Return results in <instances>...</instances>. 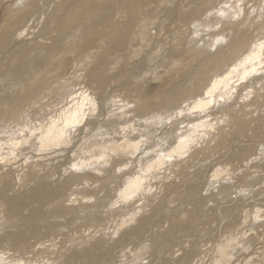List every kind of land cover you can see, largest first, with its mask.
I'll list each match as a JSON object with an SVG mask.
<instances>
[{
    "label": "rangeland",
    "instance_id": "obj_1",
    "mask_svg": "<svg viewBox=\"0 0 264 264\" xmlns=\"http://www.w3.org/2000/svg\"><path fill=\"white\" fill-rule=\"evenodd\" d=\"M30 1L0 0V138L10 136V141L0 139V146H3L0 151L6 150L0 157V260L4 264H264V233L259 234L264 231V217H261L264 210H257L261 215L254 213L257 209L254 207L264 206V3H259L262 9L259 10L256 9L257 0L241 1L239 6L236 1L232 0L234 4L231 6L230 0H222L224 7L222 5L219 11H229L224 14L230 16L225 19L230 21L224 20L213 29L212 16L218 11L212 5L218 0ZM28 4L30 9L26 7ZM226 7L232 8L228 10ZM231 10L237 12H232L233 15ZM224 14L219 12L215 17L220 22ZM258 20L262 25L260 29L258 23L254 24ZM256 30L261 38L255 35ZM259 40L262 48L257 44ZM206 42L216 45L210 48ZM255 42L258 46L253 44ZM240 49L245 54H241ZM258 51L261 54L256 53ZM240 58L243 60H237ZM253 58L262 60L257 59L256 68ZM244 59H248L247 63ZM230 61L235 68H229L232 66ZM247 66L255 71L252 72L254 77L244 79L242 70L247 75L251 73ZM225 72H230L228 83L220 81L227 74ZM237 81L243 85H238ZM216 82L219 87L214 96L209 86ZM205 89H208L207 93ZM205 98L208 99L205 101ZM60 99L61 104L56 106ZM213 100H218L216 105ZM194 101L197 105L202 103L199 107H208L194 111ZM207 101L211 102L206 105ZM50 105L58 107L59 112L52 123L69 118L70 132L62 142L57 140L56 146V142L50 144L53 148L45 146L48 152L39 148L33 151L31 141L34 139L30 132L35 126H29L28 118L32 113L42 114L44 110H47L45 114L48 113ZM119 107L123 113L116 112ZM9 109L16 112L13 115L16 125L5 121ZM155 114L159 119L154 117ZM200 124L204 128H200ZM124 129L130 131L129 134ZM119 130L124 138L119 136ZM39 131L34 133L37 139L41 137ZM26 134L31 135L28 140L24 137ZM112 134L119 144H123L125 138L131 140L130 147H118L122 150L114 160L107 156L114 151L95 149L100 138L113 141ZM192 139L194 142L189 141ZM185 141L187 144H183ZM11 144H15L20 152L16 153L13 145L10 148ZM75 147L84 151L75 153L78 151ZM169 147L175 149L174 153ZM182 149H186L185 152ZM176 153H179L178 157ZM180 156L184 160L180 161ZM163 157L168 160L164 161ZM142 159L144 163L146 160L145 164ZM141 173L139 185L130 192V195L136 193L135 198L120 203L119 190L127 188L126 181ZM74 192L79 193L78 196L82 193L89 201L71 206L68 198ZM240 195L245 200H239ZM258 203H262L261 206H257ZM245 213H249L250 218ZM139 214L135 226L134 219L129 224H122ZM238 227L243 229L244 235ZM243 227H247V232ZM123 228L128 230L127 233H123ZM248 229L255 232L250 234ZM38 243L40 247L36 248ZM44 243L46 246H41ZM80 243L82 245L78 246ZM228 244L235 245L232 254L227 252L230 256L223 254ZM218 250L223 252L218 254ZM138 255H141L139 259Z\"/></svg>",
    "mask_w": 264,
    "mask_h": 264
},
{
    "label": "bare ground",
    "instance_id": "obj_2",
    "mask_svg": "<svg viewBox=\"0 0 264 264\" xmlns=\"http://www.w3.org/2000/svg\"><path fill=\"white\" fill-rule=\"evenodd\" d=\"M27 1H28V0H27ZM31 1H32V0H31ZM31 1H30V2H31ZM227 1L229 2V0H227ZM227 1H226V2H227ZM230 1H231V2H229L230 5H231V4H234V3H232V0H230ZM235 1H236L237 4H238V2L241 3V1L244 2L245 0H233V2H235ZM257 1H258V5H256V9L262 10V9L259 8V3H261V2L264 3V0H257ZM102 2H103V0H102ZM224 2H225V1H224ZM236 2H235V3H236ZM31 3H33V2H31ZM221 3H222V0H218V2H217V1H214L213 5H212V8H214V9H216V11H218V12L214 13L213 16H212V18H214V19H212L211 28H213V29H214V28L216 29V25H217V24H218V26H219V23L223 24L224 20H225V19L227 20V16H228L229 19H230V16H229V15L224 14V13H229V11H227L226 9H223L222 11H219L220 9H222V5H223V4L221 5ZM256 3H257V2H256ZM246 4H247V3H246ZM26 5H27V4H26ZM29 5H30V4H28V6H26V7H28L27 9H30L31 6L29 7ZM226 5H228V4L226 3ZM230 5H229V6H230ZM34 6H35V5H34ZM127 6H128V5H127ZM204 6H205V5H204ZM209 6H210V5H209ZM231 6H232V5H231ZM238 6H239V4H238ZM23 7H24V6H23ZM223 7H224V5H223ZM207 8H209V7H207ZM210 8H211V7H210ZM226 8H228V10H230L232 7H231V8L226 7ZM238 9H239V7H238ZM211 10H212V9H211ZM232 10L234 11V9H232ZM232 10L230 11L231 13L233 12ZM29 11H30V10H29ZM240 11H242V10L240 9ZM219 12H222V13L224 14L222 17L220 16V17H221L220 22H219V20L215 17V14H219ZM235 12H237V11H235ZM235 12H233V13H235ZM231 13H230V15H231ZM233 13H232V14H233ZM238 14H239V13H238ZM262 14H264V12H263ZM262 14H261V12L259 13V18H261L260 15H262ZM233 15H234V14H233ZM233 15H231V16H233ZM201 16H202V14H201ZM204 16H206V14H205ZM216 16H217V15H216ZM236 16H237V15H235V17H236ZM238 16H240V14H239ZM263 16H264V15H263ZM263 16H262V17H263ZM218 17H219V16H218ZM240 17H241V16H240ZM240 17H239V18H240ZM203 18H204V17H203ZM25 19H26V18H25ZM201 19H202V18H201ZM231 19H232V18H231ZM233 19H235V18H233ZM262 19H263V18H262ZM226 20H225V22L229 23L230 20H228V21H226ZM203 21H204V19H203ZM263 21H264V20H263ZM261 22H262V21H261ZM202 23H203V22H202ZM206 23H207V22H206ZM230 23H231V22H230ZM257 23H258V29H260L259 27H262V25H260V24H261V23H260V20H258V22H255L254 24H257ZM259 23H260V24H259ZM207 24H208V23H207ZM254 24H252V25H254ZM262 24H263V23H262ZM121 25H122V24H121ZM229 25H231V24H229ZM263 25H264V24H263ZM201 26H202V25H201ZM206 26H207V25H206ZM256 26H257V25H256ZM254 27H255V26H254ZM209 28H210V27H209ZM217 28H219V27H217ZM206 29H207V28H206ZM254 29H255V28H254ZM254 29H253V30H254ZM256 29H257V28H256ZM253 30L250 31V34H251V32H253ZM262 30H264V29H262ZM262 30L260 31L261 34H262ZM215 31H216V30H215ZM219 31H220V30H219ZM219 31H218V32H219ZM254 31H255V30H254ZM258 31H259V30H258ZM258 31L256 30V34H255V33H254V34L260 36V33H259ZM210 32H211V31H210ZM213 32H214V31H213ZM257 32H258L259 34H258ZM203 34H205V33H203ZM212 34H214V33H212ZM237 34H238V33H237ZM188 35H189V34H188ZM252 35H253V34H252ZM255 35H253V36H254V37H259V36H255ZM263 35H264V34H263ZM263 35H262V37H263ZM209 36H211V34H210ZM246 36H247V35H246ZM250 37H251V36H250ZM191 38H192V37H191ZM195 38H196V37H195ZM210 38H212V37H210ZM242 38H243V37H242ZM260 38H261V36H260ZM192 39H193V38H192ZM207 39H208V38H207ZM215 39H216V36H215ZM221 39H222V38H220V40H221ZM255 39H256V38H255ZM255 39H254V40H255ZM262 39H263V38H262ZM205 40H206V38H205ZM208 40L211 41V39H208ZM216 40L218 41V38H217ZM220 40H219V41H220ZM223 40H225V39H223ZM254 40H252V41H254ZM206 41H207V40H206ZM217 41H215V42L218 43ZM256 41H257V40H256ZM207 42H208V41H207ZM207 42H206V43H207ZM212 42H213V38H212ZM216 43H215L214 45H216ZM223 43H225V42H223ZM227 43H228V42H227ZM230 43H232V42H230ZM237 43H238V42H237ZM247 43H248V42H247ZM260 43H261V42H260V40H259V42H258L257 44L259 45ZM262 43H264V41H263ZM207 44H209V43H207ZM220 44H221V43H220ZM253 44H255V46L257 45L256 42L253 43ZM194 45L196 46V44H194ZM202 45H203V44H202ZM209 45H210V44H209ZM212 45H213V44H212ZM212 45H210V46H208V47L211 48ZM214 45H213V46H214ZM258 45H257V46H258ZM203 46H206V45H203ZM203 46H201V47L203 48ZM246 46H247V45H246ZM251 46H252V45H251ZM255 46H254V47H255ZM259 46L261 47L262 45H259ZM206 47H207V46H206ZM208 47H207V48H208ZM217 47H219V46H217ZM230 47H231V46H230ZM248 47H249V46H248ZM248 47H245V50H247L246 48H248ZM188 48H189V47H188ZM212 48H213V47H212ZM258 48H259V47H258ZM261 48H262V47H261ZM261 48H260V49H261ZM205 49H206V48H205ZM243 49H244V48H243ZM243 49H242V50H243ZM249 49H250V48H249ZM260 49H259V51H260ZM196 50H197V49H196ZM201 50H202V49H201ZM257 50H258V49H257ZM262 50H264V48H263ZM188 51H189V50H188ZM191 51H192V50H191ZM205 51H206V50H205ZM205 51H204V52H205ZM208 51H209V50H208ZM251 51H252V50H251ZM255 51H256V50H255ZM259 51L256 52V53H259ZM193 52H194V51H193ZM195 52H196V51H195ZM198 52H199V51H198ZM240 52H242L241 49H240ZM243 52H244V51H243ZM243 52H242L241 54H245V53H243ZM245 52H246V53H249V52H247V51H245ZM262 52H263V51H262ZM199 53H200V52H199ZM205 53H206V52H205ZM236 53H237V52H236ZM236 53H235V54H236ZM253 53H254V52H253ZM224 54H225V53H224ZM238 54L240 55V53H238ZM254 54H255V53H254ZM254 54H253V55H254ZM259 54H261V53H259ZM184 55H185V54H184ZM187 55H188V54H187ZM225 55H226V54H225ZM239 55H237V56L239 57ZM255 55H256V54H255ZM257 55H258V54H257ZM257 55H256V57H257ZM232 56H233V55H232ZM237 56H236V57H237ZM242 56H243V55H241V57H242ZM246 56H247V55H246ZM258 56H259V55H258ZM218 57H219V56H218ZM233 57H234V56H233ZM254 57H255V56H254ZM263 57H264V54H263ZM230 58H231V57H230ZM242 58H243V57H242ZM244 58H245V57H244ZM247 58H248V57H247ZM258 58H259V57H258ZM258 58H256V59L253 58V59L256 61V63H255L254 60H252V61H254L253 64H255V66L252 64V67L254 66V67L256 68V66L259 64V63H258L259 61L257 62V59H258ZM234 59H235V58H234ZM249 59H250V58H249ZM203 60H204V59H203ZM226 60H227V59H226ZM237 60H241V58H240V59H237ZM242 60H243V59H242ZM242 60H241V61H242ZM244 60H246V59H244ZM247 60H248V59H247ZM247 60L244 61V63H247ZM250 60H251V59H250ZM258 60H260V61L262 62L261 59H258ZM227 61H228V60H227ZM227 61H226V62H227ZM241 61H238V62H240V64H241ZM194 62H195V61H194ZM221 62H222V61H221ZM226 62H225V63H226ZM230 62H232V61H230ZM230 62H229V63H230ZM51 63H52V62H51ZM251 63H252V62H251ZM221 64H222V63H221ZM230 64H232V66H231V65H230V66L228 65L229 68L234 67V66H233V65H234L233 62L230 63ZM236 64H238V63H236ZM240 64H239V66H238L239 68L241 67ZM225 65H226V64H225ZM248 65H249V64H248ZM219 66H220V65H219ZM221 66H222V65H221ZM259 66H260V65H259ZM259 66H258V67H259ZM261 66H262V64H261ZM222 67L224 68L225 66H222ZM226 67H227V66H226ZM226 67H225V69H227ZM235 67H236V66H235ZM235 67H234V68H235ZM250 67H251V65H250ZM258 67H257V71H258V69H259ZM56 68H57V66H56ZM190 68H191V67H190ZM242 68H243V67H242ZM242 68H241V69H242ZM244 68H245V67H244ZM244 68H243V69H244ZM247 68H248V66H247ZM53 69H55V68H53ZM220 69H221V68H218V70H220ZM245 69H246V68H245ZM213 70H214V69H213ZM216 70H217V69H216ZM248 70H250V69L248 68ZM248 70H247V71H248ZM232 71H233V69H232ZM232 71H231V73H230V72H228V73L232 74ZM235 71H236V70H235ZM237 71H238V70H237ZM240 71H241V70H239V72H240ZM247 71H246V72H247ZM250 71H251V73H250ZM250 71L248 72V73H250V74L247 75V74L243 73V70H242V71H241V72H242V75H243L242 78L245 76L244 79H247V78H249L251 75H253L252 72H255L253 69L250 70ZM197 72H199V71H197ZM216 72H217V71H216ZM220 72H221V70H220ZM225 73H227V72H225ZM228 73H227L226 75H224V76L221 75V76H222V77H221L222 79L220 80L221 82H222V81H223V82L227 81V83L229 82V80H227V75H229ZM237 73H238V72H237ZM237 73H236V74H237ZM221 74H222V73H221ZM236 74H235V75H236ZM255 74H256V73H255ZM209 75H211V74H209ZM214 75H215V73H214ZM232 75H233V74H232ZM43 76H44V75H43ZM195 76H196V75H195ZM216 76H217V75H216ZM219 76H220V75H219ZM233 76H234V75H233ZM199 77H200V76H199ZM217 77H218V76H217ZM223 77H225V78H223ZM229 77H230V75H229ZM240 77H241V76H240ZM252 77H254V75H253ZM211 78L213 79L212 76H211ZM218 78H219V77H218ZM233 78H235V77H231V79H233ZM238 78H239V76H238ZM242 78H240V80H241ZM214 79L216 80L215 77H214ZM251 80H252V79H251ZM251 80H250V81H251ZM200 81H201V80H200ZM208 81H209V80H208ZM212 81H213V80H212ZM216 81H218V80H216ZM220 81H219V82H220ZM231 81H232V80H231ZM231 81H230V82H231ZM245 81H247V80H245ZM245 81H244V83H245ZM242 82H243V80H242ZM242 82L239 81V83H238V81H237L238 85L241 84ZM39 83H40V82H39ZM212 83H213V82H212ZM198 84H199V83H198ZM206 84H207V85H211L210 83H206ZM214 84H215V83H214ZM219 84H221V83H219ZM224 84H226V83H224ZM217 85H218V83L216 82V84L213 85L212 87L209 86V87L211 88V91L209 90L210 93L213 94V93L216 91V89L219 87V86H217ZM222 85H223V84H222ZM242 85H243V84H241V86H242ZM34 86H35V85H34ZM196 86H197V85H196ZM233 86H234V85L231 86V87H232V90H233ZM236 86H237V85H236ZM28 87H29V86H28ZM55 87H56V86H55ZM205 87H207V86H205ZM229 87H230V86H229ZM229 87H228V90L231 91V89H229ZM210 88H208V89H210ZM221 88H222V87H221ZM237 88H238V86H237ZM208 89H207V90H208ZM219 89H220V88H219ZM32 90H33V89H32ZM53 90H55V89H53ZM185 90H186V89H185ZM207 90L205 89L206 93H207ZM223 90H224V89H223ZM205 91H203V92H205ZM220 91H221V90H220ZM224 91H226V90H224ZM224 91H222V92L224 93ZM233 91H234V90H233ZM22 92H23V91H22ZM27 92H28V91H27ZM27 92H26V93H27ZM199 92H200V91H199ZM217 92H218V91H217ZM217 92H215V93H217ZM23 93H24V92H23ZM190 93H191V92H190ZM201 93H202V91H201ZM206 93L204 94L205 96H206ZM210 93H208V94H210ZM215 93H214V96H215ZM219 93H220V92H219ZM219 93H218V94H219ZM24 94H25V93H24ZM33 94H34V93H33ZM58 94H59V93H58ZM227 94H228V92H226V95H227ZM21 95H22V94H21ZM21 95H20L19 98L22 97ZM201 95L204 96L203 94H201ZM222 95H225V94H222ZM49 96H50V95H49ZM198 96H200V95H198ZM205 96H204V97H205ZM181 97H182V96H181ZM206 97H207V96H206ZM208 97H209V96H208ZM210 97H213V96H210ZM216 97H217V95H216ZM216 97L213 98V99H216ZM218 97H219V96H218ZM225 97H226V96H225ZM196 98H197V97H196ZM223 98H224V97H223ZM133 99H135V98H133ZM200 99H201V98H200ZM200 99H198L199 102H200L201 100L204 101V99H201V100H200ZM207 99H208V98H207ZM207 99L205 98V101H206ZM211 99H212V98H211ZM219 99H220V98H219ZM29 100L32 101L31 99H28V101H29ZM57 100H58V99H57ZM60 100H61V99H60ZM193 100H194V99H193ZM193 100H191L192 103H193ZM198 100H196V101L198 102ZM17 101H18V98H17ZM26 101H27V100H26ZM48 101H49V100H48ZM58 101H59V100H58ZM196 101H194V102H196ZM203 101H201V102H203ZM215 101L218 102V100H213L214 104H215V103L217 104V102H215ZM13 102H14V101H13ZM61 102H62V100H61L60 102H58V104H55V105L57 106V105H59V103L61 104ZM181 102H182V101H181ZM197 102H196L195 106H192L193 104L190 105V106H192L193 108L195 107V108H194V111H195L196 109H198V110L201 111V110H204L206 107H208V106H204L205 104H203V106H204L205 108L202 107V106L199 107L202 103H201V104H198V105H199V106H198V105H197ZM210 102H211V101H210ZM210 102L207 101L206 105H207L208 103H210ZM14 103H15V102H14ZM14 103H13V105H14ZM19 103H22V102L19 101ZM27 103H29V102H27ZM86 103H88V102H86ZM16 104H17V102L15 103V105H16ZM189 104H190V103H189ZM216 104H215V105H216ZM15 105H14V106H15ZM22 105H23V104H22ZM22 105H21V106H22ZM123 105H124V104H123ZM149 105H150V104H149ZM166 105H167V104H166ZM176 105H177V104H176ZM196 105H197L198 107H197ZM211 105L214 106L212 103H211ZM14 106H13V108H14ZM19 106H20V105H19ZM29 106H30V105H29ZM32 106H33V105H32ZM52 106H53V105H50V106H49V107L52 108V109L49 108V109H48L49 112L46 113V114H45V112H47V110H44L45 112H42V114H38V113L33 114V113H32V116L29 115V116L31 117V118H30V117L28 118V120L30 119V120H29V121H30V122H29V126L32 125V128H34V126H35L34 130H32L31 132L29 131V132L31 133V135H33L32 137H33V139H34V141H31V140H30V141L33 143V144H31L32 147H34L33 151H35V150H37V149L39 148V150H41L42 152H48V151H45V150L47 149L46 147H49L50 144L52 145V143L54 144L55 142H56V143H55V146H56V144H58V143H57V140H58V141L63 140V138L66 137V134H69V132H70V128H68V125H69L68 123H69V121H70V120H68L69 118H68V119L65 118V119H64V122H63V119H62L61 121H58V120H57V121H55L54 123H52L54 120H56L55 118L58 117V116H56V113L58 112L56 109H57L58 107H56V106H55V107H54V106L52 107ZM82 106L85 107L84 105H82ZM125 106H126V105H125ZM125 106H124V107H125ZM143 106H144V105H143ZM164 106H165V105H164ZM77 107H78V106H77ZM120 107H121V106H120ZM120 107H119V108H116V112H118V113H123L124 111L121 110ZM131 107H132V106H130V107H128V108L130 109ZM146 107H148V106H146ZM146 107H145V108H146ZM168 107H169V106H168ZM126 108H127V107H126ZM165 108H166V107H165ZM193 108L190 107V109H192V110H193ZM210 108H211V107H209V109H210ZM66 109H67V108H66ZM79 109H80V108H79ZM79 109H78V111H79ZM129 109H128V110H129ZM133 109H135V108H133ZM169 109H170V108H169ZM188 109H189V107L187 108V110H188ZM14 110H15V109H13V111H14ZM59 110H60V109H59ZM61 110H62V109H61ZM61 110H60V111H61ZM67 110H68V109H67ZM128 110H126V111H128ZM131 110H132V109H131ZM167 110H168V109H167ZM175 110H176V109H175ZM133 111H135V110H133ZM133 111H131V112H133ZM139 111H140V110H139ZM173 111H174V110H173ZM181 111H182V109H181ZM188 111L190 112V110H188ZM188 111H186L187 114H188ZM207 111H208V110H207ZM8 112H9V113L5 116V118H6L5 121H7L6 123H8V121H12L11 123H14V121H15L14 119H15V118H14L13 115H14L16 112L13 113V112L10 111V109H9ZM32 112H33V111H32ZM112 112H113V111H112ZM129 112H130V111H129ZM179 112H180V111H179ZM196 112H197V111H196ZM205 112H206V111H205ZM205 112H204V113H205ZM19 113H20V112H19ZM40 113H41V112H40ZM58 113H59V112H58ZM60 113H61V112H60ZM75 113H76V112H75ZM77 113H78V112H77ZM113 113H114V112H113ZM161 113H162V112H161ZM54 114H55V115H54ZM63 114H64V112L62 113V115H63ZM131 114H132V113H131ZM177 114H178V113H177ZM197 114H198V113H197ZM197 114H195V116H196ZM205 114H206V113H205ZM23 115H24V114H23ZM23 115H22V113H21V116H23ZM26 115H27V114H26ZM59 115L61 116V114H59ZM77 115H78V114H77ZM77 115H76V116H77ZM134 115H135V113H134ZM198 115H200V114H198ZM198 115H197V116H198ZM27 116H28V115H27ZM69 116H70V115H69ZM76 116H75V117H76ZM126 116H128V114H127ZM148 116H150V114H149ZM155 116H156V114L154 115V117H155ZM157 116L159 117V115H157ZM157 116H156V117H157ZM162 116H164V113H163ZM165 116H167V115H165ZM184 116H185V115H184ZM17 117H18V115H17ZM81 117L83 118L84 116L82 115ZM81 117H80V118H81ZM120 117H123V116H120ZM124 117H125V116H124ZM124 117H123V118H124ZM158 117H157V118H158ZM160 117H161V115H160ZM24 118H25V117H24ZM71 118H72V117H71ZM80 118H79V119H80ZM125 118H126V117H125ZM135 118H136V117H135ZM150 118H151V117H150ZM150 118H149V119H150ZM152 118H153V116H152ZM76 119H77V117H76ZM129 119H131V117H129ZM158 119H159V118H158ZM185 119H186V118H185ZM196 119H198V118H196ZM13 120H14V121H13ZM123 120H124V123H125V119H123ZM134 120H135V119H134ZM138 120L140 121V119H138ZM160 120H161V119H160ZM167 120H168V117H167ZM78 121H79V120H78ZM78 121H77V123H78ZM146 121H147V120H146ZM154 121H155V120H154ZM161 121H162V122L165 121V120L163 121V117H162V120H161ZM161 121H160V122H161ZM23 122H24V121H23ZM71 122H74V121L72 120ZM119 122H120V121H119ZM126 122H127V121H126ZM141 122H142V121H141ZM169 122H170V121H169ZM194 122H195V121H194ZM202 122H203V121H202ZM1 123H5V122H4V121H1ZM35 123H37V125H35ZM158 123H159V122H158ZM9 124H10V123H9ZM70 124H71V123H70ZM152 124H153V123H152ZM192 124H193V123H192ZM2 125H3V124H2ZM5 125H6V124H5ZM14 125H16V123H14ZM71 125H72V124H71ZM125 125H129V124H125ZM137 125H138V124H137ZM148 125H149V124H148ZM169 125H170V123H169ZM7 126H8V125H7ZM26 126H28V125H26ZM29 126H28V127H29ZM73 126H75V125H73ZM73 126H72V127H73ZM76 126H77V125H76ZM129 126H131V125H129ZM139 126H140V125H139ZM153 126H155V125H153ZM156 126H157V125H156ZM209 126H210V125H209ZM8 127H10V125H9ZM69 127H70V126H69ZM79 127H80V126H79ZM126 127H128V126H126ZM165 127H166V126H165ZM182 127H183V126H182ZM190 127H191V126H190ZM198 127H199V126H198ZM3 128H4V127H3ZM30 128H31V127H29V129H30ZM32 128H31V129H32ZM58 128H61V129H58ZM129 128H131V127H129ZM137 128H138V127H137ZM157 128H159V127H157ZM168 128H169V127H168ZM200 128H204V125H203V127H201V124H200ZM38 129H40V131H39V136L41 135V137H39V138L37 139V136H36V134H34V133H35L36 130H38ZM75 129L79 130L78 127H76ZM126 129H127V128H126ZM126 129H124V130H126ZM132 129H133V127H132ZM205 129H206V128H205ZM207 129H208V128H207ZM124 130H123V131H124ZM130 130H131V129H130ZM139 130H140V129H139ZM139 130H138V131H139ZM160 130H161V129H160ZM196 130H198V129H196ZM26 131H27V129H26ZM113 131H114V130H113ZM132 131H133V130H132ZM136 131H137V130H136ZM146 131H147V130H146ZM155 131H156V130H154V132H155ZM37 132H38V131H37ZM37 132H36V133H37ZM125 132H127V133L129 134L130 131L128 132V131L126 130ZM133 132H134V131H133ZM140 132H141V133L143 132V128H142V130H140ZM154 132H153V133H154ZM175 132H176V131H175ZM200 132H202V131H200ZM207 132H208V131H207ZM109 133H111V132H109ZM112 133L114 134L115 132H112ZM116 133H117V132H116ZM136 133H137V132H136ZM138 133H139V132H138ZM144 133H145V132H144ZM185 133H186V132H185ZM37 134H38V133H37ZM76 134H78V133H76ZM79 134H80V132H79ZM105 134H106V133H105ZM113 134L111 135V136H112L111 139H113V141L110 140V138H109V139H108V138H105V139H107V140H104V138H102V139L100 138V140H98L99 142L96 141V142H98V143H97V145L95 146V149H96V150H101V151H102V150H105V149H110V151H114L113 154L110 153V154L107 155V156L111 157L112 160H114V159L116 158L115 155H116L117 153L121 152L122 149H119V148H118L120 145H125V146L127 147V146H129L130 143H131V140L125 138V139H124V140H125L124 143H123V144H119L118 142L114 141L113 136H114L115 134H114V135H113ZM131 134L133 135V133H131ZM134 134H135V132H134ZM139 134H140V133H139ZM146 134H147V132H146ZM146 134H145V135H146ZM200 134H203V133H200ZM26 135H27V134H26ZM31 135H27V136H24V137H27V140H28V137L31 136ZM80 135H81V134H80ZM117 135H118V134H117ZM121 135H122V137H123V133L120 134V130H119V136H121ZM136 135H138V134H136ZM141 135H143V134H141ZM182 135H184V134H182ZM182 135H181V136H182ZM203 135H204V134H203ZM208 135H209V134H208ZM108 136H109V135H107V137H108ZM111 136H109V137H111ZM115 136H116V135H115ZM115 136H114V137H115ZM143 136H144V135H143ZM147 136H148V135H147ZM177 136H178V135H177ZM184 136H186V135H184ZM9 137H10V136H9ZM9 137H7L8 139H7V138H3V139H4V140L6 139V140H9V141H10ZM11 137H12V136H11ZM22 137H23V136H22ZM35 137H36L37 141L35 140ZM100 137H101V136H100ZM104 137H106V136H104ZM116 137H117V136H116ZM125 137H126V136H125ZM133 137H135V139H136V136L133 135ZM178 137H179V136H178ZM178 137H177V138H178ZM204 137H205V136H204ZM207 137H208V136H207ZM211 137H212V136H211ZM17 138H18V140L20 139L18 136H17ZM29 138H30V137H29ZM123 138H124V137H123ZM179 138L181 139V137H179ZM182 138H183V137H182ZM186 138H187V137H185L184 139H186ZM189 138H190V137H189ZM189 138H188V139H189ZM201 138H202V137H201ZM201 138H200V139H201ZM0 139L3 140L2 137H1ZM13 139H14V138H13ZM24 139H25V138H24ZM52 139H53V141H52ZM213 139H214V138H213ZM22 140H23V139H22ZM117 140H118V139H117ZM178 140H179V139H178ZM201 140H202V139H201ZM206 140H207V139H206ZM208 140H209V139H208ZM11 141H12V140H11ZM13 141H14V140H13ZM19 141H21V140H19ZM23 141H25V140H23ZM50 141H52V142L50 143ZM100 141H101V142H100ZM180 141H182V140H180ZM189 141H193V139H192V140H189ZM210 141H211V140H210ZM61 142H62V141H61ZM137 142H139V141L137 140ZM171 142H172V141H171ZM185 142H186V143L183 142V144H187L188 141H185ZM193 142H194V141H193ZM193 142H192V143H193ZM199 142H200V141H199ZM3 143H4V142H3ZM5 143H6V142H5ZM7 143H8V142H7ZM10 143H12V142H10ZM172 143L175 144L174 141H173ZM172 143H171V144H172ZM210 143H211V142H210ZM15 144H16V143H15ZM15 144H14V145L11 144L10 148H11L12 145H13V148L16 147V148H15V152H16V153H19V152H20V151H19V148H17V146H15ZM18 144H19V143H18ZM82 144H83V143H82ZM94 144H95V142H94ZM167 144H168V143H167ZM180 144H182V143H180ZM203 144H204V143H203ZM132 145H133V144H131V147H133V149H134V146H132ZM140 145H141V144H140ZM172 145H173V144H172ZM190 145H191V142H190ZM190 145H189V146H190ZM205 145H206V144H205ZM45 146H46V147H45ZM90 146H91V142H90ZM90 146H88V147H90ZM93 146H94V145H93ZM169 146H170V145H169ZM176 146H177V144H176ZM180 146H181V145H179V148H180ZM200 146H201V145H200ZM207 146H208V145H207ZM0 147H1V146H0ZM2 147H3V146H2ZM2 147H1V148H2ZM40 147H41V149H40ZM50 147H51V146H50ZM53 147H54V146H52L51 148H53ZM129 147H130V146H129ZM185 147H186V146H185ZM10 148H8V149H10ZM29 148H30V147H29ZM75 148H76V147H75ZM77 148H78V147H77ZM77 148H76V149H77ZM170 148H171V147H169V149H170ZM173 148H175V145H173ZM173 148H171V149H173ZM183 148H184V147H183ZM187 148H188V146H187ZM207 148H208V147H207ZM22 149H23V148H22ZM78 149H79V148H78ZM78 149H77V150H78ZM91 149H92V146H91ZM95 149L93 148V150H95ZM130 149H131V148H130ZM136 149H138V148L136 147ZM169 149H168V150H169ZM191 149H193V148H191ZM191 149H190V150H191ZM2 150H3V149H2ZM2 150L0 151V157H1V155H2L1 153H3L5 149H4L3 151H2ZM20 150H21V147H20ZM86 150H87V149H86ZM126 150H127V149H126ZM134 150H135V149H134ZM176 150H177V149H176ZM180 150H181V148H180ZM182 150H183V149H182ZM185 150H186V149H185ZM185 150H183V152H185ZM201 150H202V149H201ZM8 151H9V150H8ZM11 151H12V150H11ZM70 151H71V150H70ZM83 151H84V150H82V149L80 148V150H78V151L75 152V153H79V152L82 153ZM89 151H90V150H89ZM166 151H167V150H166ZM169 151H170V150H169ZM169 151H168V152H169ZM171 151H172V150H171ZM174 151H175V149H173L172 153H174ZM5 152H6V150H5ZM24 152L26 153V151H24ZM29 152H30V151H29ZM87 152H88V151H86V153H87ZM133 152H134V151H133ZM177 152H178V151H177ZM181 152H182V151H181ZM200 152H201V151H200ZM202 152H203V151H202ZM8 153H10V152H8ZM170 153H171V152H170ZM170 153H169V154H170ZM186 153H187V152H186ZM198 153H199V152H198ZM4 154H5V153H4ZM14 154H15V153H14ZM31 154H32V153H31ZM177 154H179V153H176V157H178ZM183 154H184V153H183ZM76 155H77V154H76ZM80 155H82V154H80ZM167 155H168V154H167ZM170 155H173V156H174V154H170ZM184 155H186V154H184ZM201 155H202V154H201ZM204 155H205V154H204ZM173 156H172V157H173ZM186 156H187V155H186ZM24 157H25V156H24ZM36 157H37V155H36ZM180 157L182 158V156H180ZM199 157H200L199 159L201 160V156H200V155H199ZM203 157H204V156H203ZM22 158H23V157H22ZM25 158H26V157H25ZM86 158H87V157H86ZM146 158H147V157H146ZM163 158H164V157H163ZM174 158H175V157H174ZM183 158H184V157H183ZM183 158L180 159V161H181V160H184ZM207 158H209V157H207ZM249 158H250V156H249ZM161 159H162V157H161ZM161 159H160V160H161ZM165 159H166V157L164 158V161H165ZM175 159H177V158H175ZM199 159H198V160H199ZM83 160H84V159H83ZM83 160H82V161H83ZM85 160H86V159H85ZM158 160H159V158H158ZM160 160H159V161H160ZM162 160H163V159H162ZM166 160H168V159H166ZM204 160H205V157H204ZM206 160H207V159H206ZM242 160H243V159H242ZM195 161H196V160H195ZM245 161H246V160H245ZM250 161H251V160H250ZM83 162H84V161H83ZM155 162H156V161H155ZM155 162H154V164H155ZM167 162H168V161H167ZM199 162H200V161H199ZM199 162H198V164H199ZM201 162H202V161H201ZM142 163H144V162H143V159H142ZM145 163H146V160H145ZM145 163H144V164H145ZM156 163H158V162H156ZM169 163H170V161H169ZM171 163H172V162H171ZM179 163H181V162H179ZM262 163H263V162H262ZM140 164H141V163H140ZM160 164H162V163L160 162V163H159V166H160ZM163 164H164V163H163ZM230 164H231V162H230ZM30 165H31V163H30ZM30 165H29V167H30ZM155 165H157V164H155ZM155 165H154V166H155ZM164 165H166V164H164ZM170 165H171V164H170ZM201 165H202V164H201ZM215 165H216V164H215ZM215 165H214V166H215ZM217 165H218V164H217ZM217 165H216V166H217ZM240 165H241V164H240ZM242 165H243V164H242ZM34 166H35V165H34ZM159 166H158V167H159ZM161 166H162V165H161ZM161 166H160V168H161ZM171 166H172V165H171ZM218 166H220V165H218ZM228 166H229V165H228ZM232 166H233V165H232ZM92 167H94V166H92ZM92 167H91V168H92ZM152 167H153V165H152ZM155 167H156V166H155ZM196 167H197V166H196ZM204 167H205V166H204ZM226 167H227V166H226ZM239 167H240V166H239ZM72 168H73V167H72ZM94 168H95V167H94ZM160 168H159V169H160ZM192 168H193V167H192ZM215 168L217 169V167H215ZM233 168H234V167H233ZM157 169H158V168H157ZM221 169H222V168H221ZM221 169H220V170H221ZM231 169H232V167H231ZM234 169H235V168H234ZM192 170H193V169H192ZM204 170H205V169H204ZM214 170H215V169H214ZM194 171H195V170H194ZM221 171H222V170H221ZM255 172H257V171H255ZM22 173H23V172H22ZM87 173H89V172H87ZM147 173H148V172H147ZM225 173L228 174L229 172H226V170H225ZM240 173H241V172H240ZM244 173H246V172H244ZM258 173H259V172H258ZM17 174H18V173H17ZM190 174H191V173H190ZM223 174H224V173H223ZM223 174H222V176H221V174H220V176H221V177H224L225 174H224V175H223ZM227 174H226V175H227ZM237 174H238V173H237ZM241 174H242V173H241ZM259 174H260V173H259ZM140 175H142V173H141V174H135V176L133 175V177H131L129 180L126 181L125 186H126L127 188L124 187L123 190H122V189L119 190L118 199H121V200H120V203H124V204H125V202H126V203H127V202H130L131 199H132L133 197L135 198L134 195H135L136 193H135L134 195H132V194L130 195V192L135 191V189L137 188L136 186L139 185L138 183L141 181V180H140V179H141V178H140ZM226 175H225V176H226ZM242 175H243V174H242ZM261 175H262V174H261ZM142 177L144 178V176H142ZM218 177H219V176H218ZM256 177H257V176H256ZM219 178H220V177H219ZM227 178H228V177H227ZM236 178H237V176H236ZM2 179H3V178H2ZM223 179H224V178H223ZM230 179H231V177H230ZM233 179H234V178H233ZM237 179H238V178H237ZM257 179H259V178H257ZM146 180H147V179H146ZM218 180H220V179H218ZM221 180H222V179H221ZM225 180H226V178H225ZM254 180H255V179H253V181H254ZM121 181H122V180H121ZM143 181H145V180H143ZM222 181L224 182V180H222ZM235 181H236V180H235ZM255 181H256V180H255ZM220 182H221V181H220ZM223 182H221V183H223ZM239 182H240V181H239ZM76 183H77V182H76ZM226 183H227V182H226ZM232 183H234V182H232ZM252 183H253V182H252ZM263 183H264V182H263ZM20 184H21V182H20ZM137 184H138V185H137ZM223 184H224V183H223ZM148 185H149V184H148ZM215 185H216V184H215ZM226 185H227V184H226ZM59 186H60V185H59ZM149 186H150V185H149ZM228 186L230 187V185H228ZM248 186H249V185H248ZM260 186H261V185H260ZM262 186H264V185H262ZM17 187H18V186H17ZM67 187H68V186H67ZM76 187H77V186H76ZM150 188H153V187H150ZM150 188H149V189H150ZM234 188H236V187H234ZM130 189H131V190H130ZM228 189H229V188H228ZM236 189H237V188H236ZM246 189H247V188H246ZM79 190H80V189H79ZM221 190H222V189H221ZM244 190H245V189H244ZM253 190H254V189H253ZM259 190H260V189H259ZM150 191H151V190H150ZM255 191H256V190H255ZM84 192H85V191H84ZM127 192H128V193H127ZM211 192H213V190H212ZM227 192H228V191H227ZM243 192H244V191H243ZM248 192H249V191H248ZM57 193H58V192H57ZM61 193H62V192H61ZM225 193H226V192H225ZM228 193H230V191H229ZM228 193H226V194L228 195ZM240 193H242V192H240ZM246 193H247V192H246ZM20 194H21V193H20ZM66 194H68V192H67ZM66 194H65V195H66ZM78 194H79V193H77V192H74V193H71V194H70L71 196H70L68 199H70V201H69L70 203H69V204H70V205L73 204V205H71V206H75V204H80V203H83L85 200H88L85 196L82 195V193H81L82 197H80L81 195L78 196ZM83 194H84V193H83ZM207 194H208V193H207ZM212 194H213V193H212ZM242 194H244V193H242ZM235 195H236V194H235ZM220 196H221V195H220ZM240 196H241V195H240ZM240 196H239V200H241V199H244V200H245V198H244L243 196H241V198H240ZM57 197H58V196H57ZM65 197H66V196H65ZM65 197H64V198H65ZM199 197H200V196H199ZM201 197H203V196H201ZM229 197H230V196H229ZM237 197H238V196H237ZM237 197H235V198H237ZM134 198H133V199H134ZM208 198H210V196H209ZM227 198H228V197H227ZM227 198H226V199H227ZM133 199H132V200H133ZM210 199H211V198H210ZM259 199H260V198H259ZM64 200H65V199H64ZM235 200H236V199H235ZM246 200H247V199H246ZM263 200H264V199H263ZM88 201H89V200H88ZM141 201H142V200H141ZM253 201H254V200H253ZM257 201H258V200H257ZM53 203H54V202H53ZM56 203H57V202H56ZM91 203H92V202H91ZM197 203H198V202H197ZM200 203H201V202H200ZM204 203H205V202H204ZM263 203H264V202H263ZM114 204H115V203H114ZM135 204H136V203H135ZM198 204H199V203H198ZM260 204H262V203H260ZM260 204L258 203L257 206H261ZM48 205H49V204H48ZM59 205H60V204H59ZM70 205H69V206H70ZM143 205H145V204H143ZM202 205H203V203H202ZM225 205H226V204H225ZM263 205H264V204H263ZM60 206H61V205H60ZM80 206H81V205H80ZM80 206H79V207H80ZM204 206H205V205H204ZM238 206H239V205H238ZM49 207H50V206H49ZM51 207H52V206H51ZM51 207H50V208H51ZM194 207H195V206H194ZM207 207H210L209 204H208ZM247 207H249V206H247ZM250 207H251V206H250ZM252 207H253V206H252ZM263 207H264V206H263ZM263 207H262V206H261V208L254 207V208H257V209H256V212H254V211H253V212H254V213H257V210H258V209H259L258 211H261V212H262V211L264 210ZM47 208H48V207H47ZM61 208H63V206H62ZM73 208H74V207H73ZM73 208H72V209H73ZM75 208H76V207H75ZM99 208H101V207H99ZM82 209H83V208H82ZM234 209H235V208H234ZM247 209H248V208H247ZM247 209H245V210H247ZM260 209H262V210H260ZM49 210H50V209H49ZM59 210H60V209H59ZM77 210H78V209H77ZM77 210H76V211H77ZM198 210H199V209H198ZM245 210H244V212H246ZM78 211H79V210H78ZM85 211H86V210H85ZM239 211H240V210H239ZM248 211H249V210H248ZM248 211H247V212H248ZM31 212H32V211H31ZM86 212H87V211H86ZM141 212H142V211H141ZM244 212H243V213H244ZM261 212L257 213V215H261V214H260ZM263 212H264V211H263ZM263 212H262V214H264ZM44 213H45V212H44ZM47 213H50V212H47ZM65 213H66V212H65ZM78 213H79V212H78ZM81 213H82V212H81ZM57 214H58V213H57ZM61 214H62V213H61ZM104 214H105V213H104ZM246 214H247V213H245V215H246ZM248 214H249V213H248ZM248 214H247V217H249ZM252 214H253V213H252ZM23 215H24V214H23ZM29 215H30V214H29ZM184 215H185V214H184ZM184 215H183L182 217H183V219H186V217H184ZM233 215H234V214H233ZM242 215H243V214H241V216H242ZM255 215H256V214H255ZM31 216H32V215H31ZM31 216H30V217H31ZM84 216H85V215H84ZM86 216H87V215H86ZM204 216H205V215H204ZM238 216H239V215H238ZM243 216H244V215H243ZM243 216L240 217V218L243 219ZM253 216H254V214H253ZM44 217H45V216H44ZM87 217H88V216H87ZM98 217H100V216H98ZM139 217H140V214H139L138 216H135L136 219L133 218V217H131L132 219L124 220L122 224H125V223H128V224H129V222H130L131 220L133 221V219H134V221H136V223L134 224V226H135V225L139 222V220L137 221V219H139ZM182 217H181L180 219H182ZM247 217H246V218H247ZM261 217H264V216L262 215ZM42 218H43V216H42ZM249 218H250V217H249ZM254 218H257V217L254 216ZM26 219H27V218H26ZM34 219H35V218H34ZM96 219H97V218H96ZM107 219H108V218H107ZM241 219H240V220H241ZM257 219L259 220L260 218H257ZM257 219H256V220H257ZM85 220H86V219H85ZM250 220H251V219H250ZM250 220L248 219L249 222H253V221H250ZM252 220H254V219H252ZM261 220H262V219H261ZM263 220H264V219H263ZM263 220H262L261 222H263ZM6 221H7V220H6ZM14 221H15V220H14ZM31 221H32V220H31ZM242 221H243V220H242ZM244 221H245V219H244ZM259 221H260V220H259ZM259 221H258V223L260 224ZM4 222H5V221H4ZM238 222H239V221H238ZM246 222H247V221H246ZM29 223H30V222H29ZM63 223H64V222H63ZM12 224H13V223H12ZM26 224H27V223H26ZM58 224H59V223H58ZM58 224H57V225H58ZM130 224H131V223H130ZM237 224H239V223H237ZM245 224H248V223H245ZM256 224H257V223H256ZM256 224H255V225H256ZM28 225H29V224H28ZM239 225H240V224H239ZM239 225H238V226H239ZM251 225H252V224H251ZM257 225H258V224H257ZM257 225H256V226H257ZM11 226H12V225H11ZM19 226H21V225H19ZM30 226H31V225H30ZM132 226H133V225H132ZM241 226H244V225L242 224ZM261 226H263V223L261 224ZM85 227L88 228L89 226L87 227V225H86ZM218 227L221 228L219 225H218ZM235 227H236V226H235ZM258 227L260 228V226H258ZM258 227H255V228L257 229ZM12 228H13V227H12ZM28 228H29V227H28ZM38 228H39V227H38ZM132 228H133V227H132ZM243 228H244V227H243ZM245 228H247V227H245ZM245 228H244V231L246 230ZM250 228H252V227H250ZM259 228H258V229H259ZM262 228H263V227H262ZM8 229H9V228H8ZM29 229H31V228H29ZM39 229H40V228H39ZM42 229H43V228H42ZM237 229H239L240 232L244 235V233L241 231V230H243V229H241L240 227H238ZM2 230H3V229H2ZM36 230H37V229H36ZM40 230H41V229H40ZM45 230H46V229H45ZM88 230H89V229H88ZM128 230H131V227H129ZM128 230L125 229V228H123L122 231H123V233L125 234V233H127ZM252 230H253V228H252ZM252 230H251V229H248V231L250 232V234H251V231H252ZM254 230H255V229H254ZM259 230H260V229H259ZM11 231H12V230H11ZM33 231H34V230H33ZM47 231H49L48 228H47ZM12 232H13V231H12ZM17 232H18V231H17ZM22 232H24V231L22 230ZM245 232H247V230H246ZM252 232L254 233L255 231H252ZM262 232L264 233V231L261 230L259 234H261ZM10 233H11V232H10ZM33 233H34V232H33ZM47 233H48V232H47ZM88 233H89V232H88ZM129 233H130V232H129ZM235 233H236V232H235ZM235 233H234V234H235ZM237 233H238V232H237ZM237 233H236V234H237ZM25 234H26V233H25ZM30 234H31V233H30ZM84 234H85V233H84ZM84 234H83V235H84ZM89 234H90V233H89ZM238 234H240V233H238ZM238 234H237V235H238ZM245 234H246V233H245ZM247 234H248V233H247ZM250 234H249V235H250ZM14 235H15V234H14ZM21 235H22V234H21ZM86 235H87V234H86ZM86 235H85V236H86ZM163 235H164V234H163ZM254 235H256V234H254ZM257 235H258V234H257ZM261 235H263V234H261ZM22 236H23V235H22ZM25 236H26V235H25ZM31 236H32V235H31ZM48 236H49V235H48ZM91 236H92V235H90L89 237L91 238ZM234 236H235V235H234ZM240 236L242 237L241 234H240ZM240 236H239V237H240ZM250 236H251V235H250ZM10 237H11V236H10ZM29 237H30V236H29ZM53 237H55V236L53 235ZM253 237H254V236H253ZM258 237H259V235H258ZM26 238H27V237H26ZM56 238H57V237H56ZM84 238H85V237H84ZM161 238H162V237H161ZM228 238H229V237H228ZM249 238H251V237H249ZM13 239H14V238H12V240H13ZM19 239H20V237H19ZM66 239H67V238H66ZM88 239H89V238H88ZM230 239H231V241H232V239L235 240L234 238H230ZM230 239H229V240H230ZM255 239H257V236H256ZM255 239H254V240H255ZM20 240H22V239H20ZM25 240H26V239H25ZM86 240H87V239H86ZM239 240H240V239H239ZM239 240L237 239V241H239ZM259 240H260V239H259ZM7 241H9V240H7ZM60 241H61V240H60ZM68 241H69V240H68ZM54 242H55V241H54ZM240 242H242V241H240ZM246 242H247V241H246ZM254 242H255V241H254ZM9 243H10L9 246L12 247V245H11L12 242H9ZM16 243L19 244V241L17 240ZM35 243H36V242H35ZM156 243H157V242H156ZM220 243H221V242H220ZM234 243H235V242H234ZM247 243H248V242H247ZM249 243H250V242H249ZM249 243H248V244H249ZM84 244H85V243H84ZM84 244H83V245H84ZM218 244H219V243H218ZM236 244H237V242L235 243V245H236ZM260 244H262V243H260ZM263 244H264V243H263ZM263 244H262V245H263ZM39 245H40V243L36 244V248L40 247ZM47 245H48V244H47ZM50 245H52V244H50ZM81 245H82V244L80 243V245H78V246H81ZM235 245H233V244H228V245H227L228 248H227L226 250H224L226 253H223V254H224V255H225V254H228L227 252H229V251H230L231 254H232V253H233L232 251L235 250ZM41 246H46V245H45V243H44V244H41ZM67 246H68V245H67ZM258 246H259V245H258ZM13 247H14V245H13ZM15 247H16V246H15ZM75 247H76V245H75ZM141 247H142V246H141ZM141 247H140V249H141ZM155 247H156V246H155ZM238 247H239V246H238ZM241 247H242V246H241ZM241 247H240V248H241ZM263 247H264V246H263ZM4 248H5V247H4ZM156 248H157V247H156ZM223 248H224V247H223ZM236 248H237V246H236ZM10 249H11V248H10ZM22 249H23V248H22ZM144 249H145V248H143L142 250H144ZM148 249H150V248H148ZM259 249H260V248H259ZM263 249H264V248H263ZM14 250H15V249H14ZM134 250H135V249H134ZM252 250H253V249H252ZM135 251H136V250H135ZM139 251H140V250H139ZM147 251H148V250H147ZM236 251H237V249H236ZM250 251H251V250H250ZM259 251H260V250H259ZM262 251H263V250H262ZM17 252H19V251H17ZM137 252H138V251H137ZM150 252H152V251H150ZM154 252H155V251H154ZM222 252H223V251H222ZM222 252H220V253H222ZM243 252H245V251H243ZM243 252H242V253H243ZM246 252H247V250H246ZM246 252H245V253H246ZM140 253H141V252H140ZM220 253H219V250H218V254H220ZM252 253H253V252H252ZM255 253H256V252H255ZM260 253H261V252H260ZM138 254H139V252H138ZM142 254H143V253H142ZM248 254H249V253H248ZM262 254H264V252H263ZM228 255H229V254H228ZM228 255H227V256H228ZM244 255H245V254H244ZM251 255H253V254H251ZM258 255H259V254H258ZM1 256H2V255L0 254V257H1ZM16 256H17V255H16ZM136 256H137V255H136ZM218 256H220V255H218ZM229 256H230V255H229ZM246 256H247V255H246ZM248 256H249V255H248ZM140 257H141V255H138L137 258L139 259ZM142 257L145 258V254H143ZM223 257H224V256H222V258H223ZM255 257H257V256H255ZM262 257H264V256H262ZM149 258H150V257H149ZM220 258H221V257H220ZM222 258H221V259H222ZM243 258H244V257H243ZM243 258H242V260H244ZM252 258H253V257H252ZM7 259H8L7 261H9V258H7ZM223 259H224V258H223ZM245 259H246V257H245ZM254 259H255V258H254ZM256 259H257V258H256ZM2 260H3V259H2ZM133 260H134V259H133ZM148 260H149V259H148ZM148 260H147V262H145V263H148ZM242 260H241V261H242ZM247 260H248V258H247ZM250 260H251V258H250ZM0 261H1V260H0ZM7 261L4 260L5 263H6ZM16 261H17V260H16ZM16 261H15V263H16ZM253 261H254V260H253ZM10 262H11V260H10ZM17 262H18V261H17ZM149 262H150V261H149ZM239 262H240V261H239ZM250 262H252V261H250ZM1 263L4 264L2 261H1ZM1 263H0V264H1ZM7 263H8V262H7ZM23 263H25V261H24ZM16 264H17V263H16ZM18 264H21V262L18 263ZM127 264H128V263H127ZM239 264H241V262H240ZM249 264H250V263H249Z\"/></svg>",
    "mask_w": 264,
    "mask_h": 264
}]
</instances>
